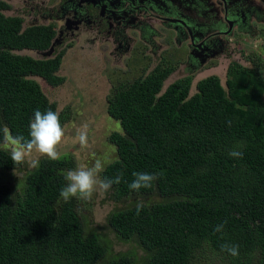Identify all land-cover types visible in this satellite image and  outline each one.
<instances>
[{"label":"trees","instance_id":"obj_1","mask_svg":"<svg viewBox=\"0 0 264 264\" xmlns=\"http://www.w3.org/2000/svg\"><path fill=\"white\" fill-rule=\"evenodd\" d=\"M9 6L0 0V264H216L215 258L220 264H264L263 75L257 70L252 78L253 69L232 60L224 84L209 75L191 93L192 75L164 87L176 62L157 65L145 78L138 69L132 80L117 72L107 104L123 130L111 138L116 156L101 177L123 173L111 199L162 200L133 202L108 214L102 227L134 244L115 252L106 235L83 221L88 217L80 209H88L87 203L59 195L73 166L67 152L54 161L41 157L32 169L10 159L19 147L15 138L27 139L34 111H55L35 78L62 83L65 52H19L45 50L55 29L9 14ZM67 109L60 112L63 122ZM230 150L242 158L230 157ZM134 172L162 175L151 188L133 192L128 183ZM140 202L144 208L137 216ZM224 221L222 233L214 232ZM224 243L238 245L239 255L222 251Z\"/></svg>","mask_w":264,"mask_h":264},{"label":"flooded vegetation","instance_id":"obj_2","mask_svg":"<svg viewBox=\"0 0 264 264\" xmlns=\"http://www.w3.org/2000/svg\"><path fill=\"white\" fill-rule=\"evenodd\" d=\"M22 1L26 6L24 14L17 13L19 11L16 8L12 14L22 15L31 24L43 23L52 25L55 29L50 46L35 52L36 54L52 56L62 50L66 53L74 46L82 53L87 50L94 59H131L133 66L125 70L127 75H123L124 77L136 74L138 69L145 78L157 65L165 66L166 63L176 62L164 87L176 79L193 75L203 69L205 64L207 69L221 66L222 56L232 57L233 44L256 37L258 29L255 24L264 22V0ZM10 8L11 5L8 10ZM231 9L238 12L236 15L240 18L231 16ZM47 51L50 54L43 55ZM65 56L62 58L61 68L67 61ZM137 57L143 58V62L138 63ZM228 64L227 61L224 62L227 66L225 72ZM115 75L108 78L110 86L106 104L110 88L119 76L117 72ZM38 81L45 84L50 94L54 91L71 92L77 86L75 81H69L72 87L56 90L68 83L66 76L56 86L48 84L41 77H38ZM54 100L58 103L55 98ZM105 110L109 121L113 122L111 125L116 124L107 135V143L116 156L111 138L115 132H119L120 121L110 115L108 104ZM109 152L110 150L108 156Z\"/></svg>","mask_w":264,"mask_h":264},{"label":"rangeland","instance_id":"obj_3","mask_svg":"<svg viewBox=\"0 0 264 264\" xmlns=\"http://www.w3.org/2000/svg\"><path fill=\"white\" fill-rule=\"evenodd\" d=\"M6 1L11 5V8L7 11L9 14L14 13V8L19 11L17 13L24 14L26 6L22 0ZM232 47V57L225 58L222 56L221 66L216 65L214 66L216 68L207 69L205 67L207 64H205L203 69L192 75L193 80L190 87L191 93L196 90V82L209 75L217 74L220 77L221 82L224 84L227 75L225 72L227 67L224 65L225 61H227L228 64L230 60H237L244 66L253 69L249 71L250 77L252 78L259 75V72L260 75H263L264 72H262L261 69L262 65L264 67V59L261 55H264V44L260 38L255 36L253 38H246L233 44ZM85 51L86 53H82L77 47H70L65 53L67 61L60 70L61 75L67 77L68 83L65 86L58 87L56 90H61L67 86L72 87L69 85V81H75L77 83L75 89L71 92L63 93L61 91H54L50 94L46 90L45 84L43 88L50 98H55L58 101L59 106L68 108V112L73 115L72 119L66 123L65 126H62L64 128V137L61 143L57 146L60 155L67 152L72 157L73 166L71 170L76 169L81 165L90 167L98 158H106L109 161L114 158V153L111 151V148L107 143L108 132L116 125L115 123L111 125L113 122L109 121L110 118L106 116V94L108 93L110 86L108 78H110L111 75L116 76V72L125 76L127 75L125 70L133 66L132 61H130L131 59L121 57L114 59L100 57L94 59L89 52L87 53V50ZM19 52H22V54H32L33 56L37 55L35 52L31 51L22 50ZM175 54L178 55V53ZM256 56H259L262 61L257 60ZM136 61L141 63L143 62V58L137 57ZM254 61L258 66H255ZM258 61L262 62V65L258 63ZM95 65L98 67H95ZM86 66H88L89 69H87ZM135 76L136 74L130 75L127 78L132 80ZM247 84L252 85L251 82H248ZM77 90L79 91L77 92ZM85 124L88 126V146L82 148L79 143L76 142V138L78 130ZM108 150H110L109 156L107 155ZM35 157V152L27 156L25 159L26 168L23 167V169H32L33 167H31L30 161ZM21 173H23V171L20 173L17 172L16 174L20 175ZM99 178L103 180L101 173L99 174ZM112 190L113 189L110 188L107 192H95L91 200H84L88 205V209H84L82 206L80 212L87 214L88 219L83 220L86 222V226L88 228H98L103 235H106L107 238L111 240L116 252L127 250L134 244L132 242H120L112 232H107V229L102 227L108 214L114 209H120L125 206L127 207L133 204V202L136 203L144 200L160 201L162 198L155 195L138 197L130 195L128 198L114 200L111 199L109 195V192ZM74 200L78 199L74 198ZM215 263L220 264V261L215 258Z\"/></svg>","mask_w":264,"mask_h":264},{"label":"clouds","instance_id":"obj_4","mask_svg":"<svg viewBox=\"0 0 264 264\" xmlns=\"http://www.w3.org/2000/svg\"><path fill=\"white\" fill-rule=\"evenodd\" d=\"M35 79L38 80V78ZM50 101L55 103V106H53L55 111L51 109L44 112H41L39 109L35 110L33 119L30 120L28 125L27 139L23 135L15 138V142L19 147L12 151L10 155V159L14 165L24 163L26 157L33 152L36 153V157L30 161L31 167L33 168L39 167L40 157H46L53 161L60 158L57 146L64 137V128L62 126H65L66 123L72 119L73 115L67 111L69 119L63 122L60 112L65 109L59 106L54 98H50ZM87 127L86 124L83 125L81 129L78 130L76 138V142H78L82 148L88 146ZM122 130L120 124L119 132H122ZM228 155L232 158H242L243 153L237 150H230ZM109 162L110 161L106 158H98L90 167L81 165L76 169L68 170L64 175L66 184L59 192L60 197L65 202H68L72 198L87 201L92 199L95 192H107L113 184H120L123 173L118 174L115 178H105L103 180L99 178V174L104 171L105 164ZM132 175L134 179L128 183V189L133 192H139L142 188H151L153 183L159 179V176L162 174L134 172ZM143 208L144 204L142 202L137 203L135 214L138 216ZM224 224H226V221L217 225L213 231L222 233ZM238 249V245H230L228 243L221 245V250L233 257L239 255Z\"/></svg>","mask_w":264,"mask_h":264},{"label":"water","instance_id":"obj_5","mask_svg":"<svg viewBox=\"0 0 264 264\" xmlns=\"http://www.w3.org/2000/svg\"><path fill=\"white\" fill-rule=\"evenodd\" d=\"M263 1V0H262ZM231 16H235L237 18H240L238 17V15H236L238 12L234 11L233 9H231ZM179 23H181V21H178ZM255 27L258 29V32H256V37L257 38H260L264 44V22L263 21H259V23L255 24ZM52 48H50L51 50ZM50 54V51H47V52H44L43 55H49Z\"/></svg>","mask_w":264,"mask_h":264},{"label":"crops","instance_id":"obj_6","mask_svg":"<svg viewBox=\"0 0 264 264\" xmlns=\"http://www.w3.org/2000/svg\"><path fill=\"white\" fill-rule=\"evenodd\" d=\"M262 56V58L264 59V55H261ZM232 61V60H231ZM214 68H216V67H214Z\"/></svg>","mask_w":264,"mask_h":264}]
</instances>
